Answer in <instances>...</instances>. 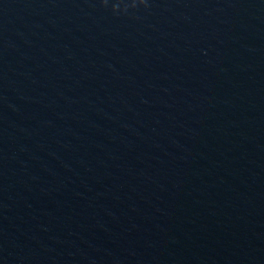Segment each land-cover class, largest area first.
Wrapping results in <instances>:
<instances>
[{
    "label": "water",
    "instance_id": "obj_1",
    "mask_svg": "<svg viewBox=\"0 0 264 264\" xmlns=\"http://www.w3.org/2000/svg\"><path fill=\"white\" fill-rule=\"evenodd\" d=\"M0 264H264V0H0Z\"/></svg>",
    "mask_w": 264,
    "mask_h": 264
},
{
    "label": "clouds",
    "instance_id": "obj_2",
    "mask_svg": "<svg viewBox=\"0 0 264 264\" xmlns=\"http://www.w3.org/2000/svg\"><path fill=\"white\" fill-rule=\"evenodd\" d=\"M105 2H107V0H105ZM141 2H143V0H141Z\"/></svg>",
    "mask_w": 264,
    "mask_h": 264
}]
</instances>
